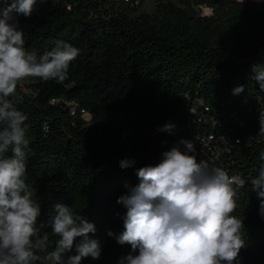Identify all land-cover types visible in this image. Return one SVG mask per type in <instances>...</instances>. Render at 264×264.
I'll use <instances>...</instances> for the list:
<instances>
[{
  "label": "trees",
  "instance_id": "16d2710c",
  "mask_svg": "<svg viewBox=\"0 0 264 264\" xmlns=\"http://www.w3.org/2000/svg\"><path fill=\"white\" fill-rule=\"evenodd\" d=\"M147 1L37 0L30 16L13 14L10 21L38 58L57 40L80 49L64 82L26 78L17 87V108L29 125L26 183L41 208L38 234L49 236L35 264H52L57 203L95 225L89 238L99 242L100 257L81 264H126L129 254H138L108 235L124 230L127 210L117 200L127 194L126 184L140 183L137 169L157 165L181 139L193 142L187 107L196 99L210 108L214 122L192 131L213 133L222 152L221 161L212 163L196 143L197 161L247 182L237 189L232 213L243 222L244 241L233 264H264V216L250 183L264 151V91L253 71L264 68V1L156 0L154 13H146L141 8ZM192 6L212 15L199 17ZM241 85L244 91L234 94ZM166 124L174 125L171 132L160 131ZM122 159L135 165L122 169ZM76 254L74 246L66 257Z\"/></svg>",
  "mask_w": 264,
  "mask_h": 264
},
{
  "label": "clouds",
  "instance_id": "9594fccd",
  "mask_svg": "<svg viewBox=\"0 0 264 264\" xmlns=\"http://www.w3.org/2000/svg\"><path fill=\"white\" fill-rule=\"evenodd\" d=\"M36 2L6 0L0 8V264H35L49 245L48 234H38L41 208L26 183L29 125L28 116L17 108L22 99L18 83L26 78L62 83L68 78L70 63L80 54L79 48L64 40H57L39 58L26 50L24 32L10 21L13 14L30 16ZM253 71L264 91V68L254 66ZM243 91V85L233 90L234 94ZM173 127L166 124L160 131L171 132ZM43 128L47 131V124ZM259 134L264 135V112L260 113ZM195 151L190 140L181 139L162 154L157 165L136 170L138 185H125L127 194L117 200L127 210L124 230L108 235L138 251L125 258L126 264H233L237 258L244 246L243 222L232 213L237 189L247 182L229 177L221 168H210L206 161L198 162ZM260 160L258 174L250 183L264 216V151ZM119 165L129 168L135 161L122 159ZM54 208L51 228L59 237L55 264H81L88 256L98 259L99 242L89 238L95 225L74 215L70 206L57 203ZM77 238H82L79 243H75ZM74 246L77 254L66 257Z\"/></svg>",
  "mask_w": 264,
  "mask_h": 264
},
{
  "label": "built area",
  "instance_id": "2783aa9c",
  "mask_svg": "<svg viewBox=\"0 0 264 264\" xmlns=\"http://www.w3.org/2000/svg\"><path fill=\"white\" fill-rule=\"evenodd\" d=\"M258 102L260 103V101ZM261 104H263V102H261ZM201 108L204 110L201 111ZM187 110L189 114L193 116L190 118V120L192 121V128L189 131V137L192 139L193 145H196V143L201 144L203 146V150L205 149L207 151L206 156L208 157L210 162L212 163L220 162L222 159V152L217 148V143H218L217 137L213 133H207V132L200 133L198 130L197 133H195V131H192L193 128L195 127L199 129L200 125L208 126L209 124L214 122V117L209 115L210 108L206 106L202 100L196 99L192 105L190 104L188 105ZM259 110L260 109H258L257 111L259 112ZM84 115H88L89 118L91 119V116L89 114L84 113ZM233 117L235 118L236 114ZM236 121L238 122V119H236ZM239 125L240 127H243L244 123L240 122ZM188 130H189V126H188ZM220 139L222 138L220 137ZM236 143H240V141L237 140ZM230 151L231 149L229 148V146H226L225 152H230ZM212 168L223 169L222 167H219L217 165H213ZM234 178H236L237 181L242 180L239 177H234Z\"/></svg>",
  "mask_w": 264,
  "mask_h": 264
},
{
  "label": "rangeland",
  "instance_id": "374dc122",
  "mask_svg": "<svg viewBox=\"0 0 264 264\" xmlns=\"http://www.w3.org/2000/svg\"><path fill=\"white\" fill-rule=\"evenodd\" d=\"M240 2H247L250 0H239ZM251 1H256V2H263L264 0H251ZM156 0H148L141 8L142 11H145L146 13H154L155 8H156ZM179 6V5H178ZM192 8L196 11L197 16L199 17H204V16H211L212 15V10L207 8V7H195L192 6ZM28 85V84H27ZM86 121H90V118L88 115H84L83 117ZM55 254H53L50 257L51 263L55 264V259H54Z\"/></svg>",
  "mask_w": 264,
  "mask_h": 264
}]
</instances>
